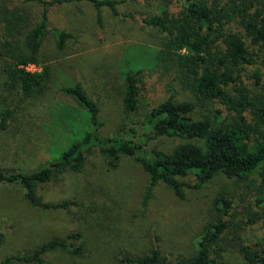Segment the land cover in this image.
<instances>
[{"label": "trees", "instance_id": "1", "mask_svg": "<svg viewBox=\"0 0 264 264\" xmlns=\"http://www.w3.org/2000/svg\"><path fill=\"white\" fill-rule=\"evenodd\" d=\"M25 1L40 6L37 20L21 16L18 12L22 8L4 3L2 10L7 14L0 31V57L10 62L3 85L21 98L39 96L50 76L48 67L39 60L50 25V9L81 0ZM86 1L92 4L100 28L104 26L101 9L107 7L115 18L139 20L155 29L156 58L168 74L166 95L136 121L142 69L127 71L119 93L128 127L122 135L103 136L97 103L76 81L63 91L89 112L91 128L85 136L71 143L59 158L31 172H5L0 168V182L21 185L25 198L36 207L68 210L80 203L46 200L37 187L63 189L64 173L70 172L85 179V190L91 195L87 161L94 151L110 168H117L123 155L137 161L148 177L145 202L159 183L183 199L186 188H200L217 174L237 178L243 182L242 195L236 201L223 191L217 193L212 202L217 216L203 225L192 253L170 261L153 245L141 255L124 254L120 259L135 264H227L219 259L223 250L219 243L227 230H235L245 264H264V0H164L160 13L148 16L120 12L118 0ZM53 32L56 47L64 50L72 34L58 27H53ZM28 64H40L41 69L28 70ZM119 82L114 83L116 88ZM186 95L190 98H183ZM14 119L8 107L0 110V133L8 131ZM140 125L150 127L151 133L145 139L168 135L181 140L168 151L147 149L137 139ZM254 170L257 179L252 178ZM190 174L194 175L193 183L183 180ZM96 224L104 223L99 219ZM252 229L263 234L256 242L245 243L242 234ZM81 236L80 231L53 236L32 250L5 256L0 264H42L43 257L54 250L80 255L85 246Z\"/></svg>", "mask_w": 264, "mask_h": 264}, {"label": "rangeland", "instance_id": "2", "mask_svg": "<svg viewBox=\"0 0 264 264\" xmlns=\"http://www.w3.org/2000/svg\"><path fill=\"white\" fill-rule=\"evenodd\" d=\"M118 1L120 12L133 15L159 14L165 6L164 0ZM4 3L22 8V13L18 12L21 16H34L33 22L37 20L40 6L35 2L0 0V31L7 14L2 10ZM101 13L102 28L97 25L92 4L86 0L50 9V25L39 53L41 65L48 67L50 76L39 96L21 98L16 91L7 90L3 83L10 62L0 57V110L8 107L15 114L8 131L0 133V168L5 172H31L59 158L71 143L85 136L91 128L89 112L73 95L63 91L76 81L97 103L103 136L122 135L128 127L119 93L127 71L142 69L143 88L134 114L136 121L164 99L168 74L156 58L158 33L139 20L115 18L107 7ZM53 27L72 34L64 50L56 47ZM41 65H35L36 69H41ZM116 81H120L118 88ZM150 133L149 126L140 125L137 129V139L147 149L168 151L181 140L168 135L145 139ZM88 158L91 195L85 190V179L70 172L64 173L63 189L53 185L37 187L46 200L70 199L80 203L69 206L70 211L36 207L25 198L21 185L0 182V259L32 250L53 236L80 231L85 244L80 255L54 250L43 257L42 264H135L120 258L124 254L141 255L153 245L174 261L196 249L201 228L217 216L212 202L218 192L223 191L236 201L242 195V181L217 174L200 188H186L183 199L159 183L145 202L148 177L137 161L123 155L119 166L110 168L96 151ZM252 178H258L257 171H253ZM183 180L193 183L195 178L190 174ZM99 219L103 226L96 224ZM234 233L235 230H227L223 234L219 259L227 264H245ZM262 234L252 229L244 231L242 238L245 243H254Z\"/></svg>", "mask_w": 264, "mask_h": 264}, {"label": "built area", "instance_id": "3", "mask_svg": "<svg viewBox=\"0 0 264 264\" xmlns=\"http://www.w3.org/2000/svg\"><path fill=\"white\" fill-rule=\"evenodd\" d=\"M26 69H28V70H35L36 67H35V65H33V64H28V65L26 66Z\"/></svg>", "mask_w": 264, "mask_h": 264}]
</instances>
